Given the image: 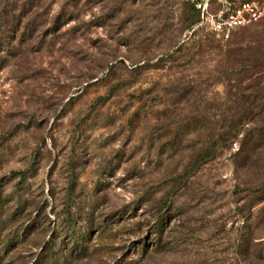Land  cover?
Instances as JSON below:
<instances>
[{
  "label": "rangeland",
  "instance_id": "obj_1",
  "mask_svg": "<svg viewBox=\"0 0 264 264\" xmlns=\"http://www.w3.org/2000/svg\"><path fill=\"white\" fill-rule=\"evenodd\" d=\"M186 3L0 0V264H264V146L194 163L243 96L224 49L264 58V19L222 40Z\"/></svg>",
  "mask_w": 264,
  "mask_h": 264
},
{
  "label": "trees",
  "instance_id": "obj_2",
  "mask_svg": "<svg viewBox=\"0 0 264 264\" xmlns=\"http://www.w3.org/2000/svg\"><path fill=\"white\" fill-rule=\"evenodd\" d=\"M186 2H187L186 3L187 15H186L184 28L194 29L201 19L200 14L192 3L188 1ZM197 29L193 31L192 36L189 38L186 44H191V43L194 45L198 44L199 47L201 48L202 47L201 45L203 44L202 40L206 39L207 37H202L203 39L202 38L197 39L196 38L198 34ZM234 31L231 33L228 40L235 33ZM213 34L217 36L215 33ZM218 38L224 40V38L221 37ZM231 45L232 43L228 44V48L224 49L223 55L225 57L226 64L223 69V76L227 80H231V76L235 74V76H237L238 81L240 82V85L237 87L238 89H241V94H243V96L240 95L241 96L240 99L236 101L239 105L238 108L235 109L233 114L224 111L218 114L217 120L215 122L216 129L215 132L211 134L208 144L204 146V148L200 149V151L198 150L194 152V154L196 153L194 163H198L201 165L208 163L209 161H212L219 155L218 153L222 149L236 142L240 144L238 151H236V153L234 154L236 158L242 153H244L245 157H246V153H248V156L250 157L253 154H255L256 151H259L260 147L264 146V123L263 124L260 123L262 119L261 115L264 113V85H261L260 80H258L257 84H255L253 87L252 86L241 87L243 80L252 77V75L255 72L264 69V58L262 56H248L244 58L242 57L241 54L242 48L235 46L231 47ZM178 50L169 51L165 53L164 55L159 57L158 62L159 61L164 62L163 65H166L168 63L173 64L176 63V61L178 60L184 59L183 57L185 56V54L178 52ZM229 63H235V64L229 65ZM158 68H164V66H159ZM251 88H252V93L247 94L246 90L248 91ZM261 193L262 194L257 196V198L251 200L253 204L264 201V194H263L264 191L262 190ZM0 202H1V196H0ZM168 204L169 203H166L164 205V208L162 209V215L155 225V228L159 230H161V226L164 225L166 219L168 218V215H165L167 213L166 209L168 207ZM17 213L18 212L15 211L11 215L13 216L14 214ZM252 217L253 214H249V216L246 217V221H247L246 223H249ZM1 224L2 222L0 221V225ZM73 238L74 241L78 240L77 244L80 243L82 244V241L86 240L85 238H82V240H80L81 238L77 236H74ZM254 238L256 237H254V233L251 230V227L249 225L246 226V228L242 232L240 239L244 242H247L248 246H251L252 240H254ZM18 239L19 238L17 237H12L11 242H9L10 243L9 247H12L16 242V240Z\"/></svg>",
  "mask_w": 264,
  "mask_h": 264
},
{
  "label": "built area",
  "instance_id": "obj_3",
  "mask_svg": "<svg viewBox=\"0 0 264 264\" xmlns=\"http://www.w3.org/2000/svg\"><path fill=\"white\" fill-rule=\"evenodd\" d=\"M199 11L198 27H208L218 37L228 39L243 26L264 19V0H186Z\"/></svg>",
  "mask_w": 264,
  "mask_h": 264
}]
</instances>
